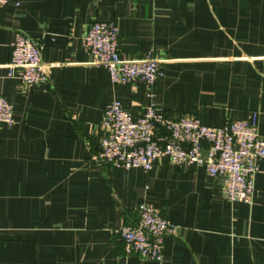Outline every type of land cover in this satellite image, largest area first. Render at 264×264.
I'll list each match as a JSON object with an SVG mask.
<instances>
[{
    "label": "crops",
    "instance_id": "0c3cea01",
    "mask_svg": "<svg viewBox=\"0 0 264 264\" xmlns=\"http://www.w3.org/2000/svg\"><path fill=\"white\" fill-rule=\"evenodd\" d=\"M18 2L0 8V97L15 121L0 125V264H264V159L251 204L226 200L196 164L145 172L96 160L114 100L135 116L154 103L212 128L257 116L264 139V0ZM96 21L117 23L123 59L162 62L151 92L91 65L83 37ZM18 33L42 48L48 83L9 76ZM142 204L177 228L160 263L127 254L114 234Z\"/></svg>",
    "mask_w": 264,
    "mask_h": 264
},
{
    "label": "built area",
    "instance_id": "2783aa9c",
    "mask_svg": "<svg viewBox=\"0 0 264 264\" xmlns=\"http://www.w3.org/2000/svg\"><path fill=\"white\" fill-rule=\"evenodd\" d=\"M18 0H0V8ZM120 30L116 22H94L83 37V48L92 58L91 65L106 69L113 85L141 83L151 92L164 76L162 62L153 54L140 60L120 56ZM50 67L42 59L40 45L23 33L11 44L9 76L30 88L50 81ZM12 105L0 97V125H14ZM101 140L96 160L116 169L139 168L150 172L167 160L175 165L196 164L207 174L222 181L224 198L231 203L251 204L259 162L264 159V139L258 132V120L232 122L224 128L205 126L198 117H173L151 103L135 116L118 100L110 102L104 112ZM139 220L121 226L114 234L123 241L127 254L160 263L164 259L167 238L176 233L161 210L142 204Z\"/></svg>",
    "mask_w": 264,
    "mask_h": 264
}]
</instances>
